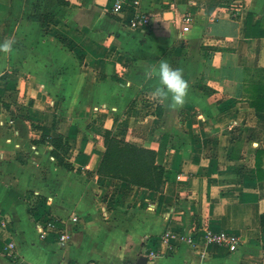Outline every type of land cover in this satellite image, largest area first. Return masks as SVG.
I'll use <instances>...</instances> for the list:
<instances>
[{"label":"crops","instance_id":"0c3cea01","mask_svg":"<svg viewBox=\"0 0 264 264\" xmlns=\"http://www.w3.org/2000/svg\"><path fill=\"white\" fill-rule=\"evenodd\" d=\"M115 1L0 0V264H264V0H139L141 29ZM162 60L180 106L154 94ZM108 135L157 153L160 189L100 172ZM204 226L242 243L161 240Z\"/></svg>","mask_w":264,"mask_h":264},{"label":"built area","instance_id":"2783aa9c","mask_svg":"<svg viewBox=\"0 0 264 264\" xmlns=\"http://www.w3.org/2000/svg\"><path fill=\"white\" fill-rule=\"evenodd\" d=\"M131 2V3H130ZM134 6V14L130 21V27L132 29H141L148 26L150 23V16L141 12L139 7V0H116L114 3L113 10L116 13H120L124 10V7L128 4ZM190 16H185L183 20L187 21ZM1 213V212H0ZM41 214V220L38 224V229L40 237L42 239H47L50 236H56L58 241L62 246H66L71 238V231L68 228H61L59 225V218ZM72 221H78L79 217L77 214L71 215ZM6 221H2L5 224ZM161 240L165 242L170 248L174 247L176 243H187L196 249H201L202 255L205 254L209 246H220L226 247L230 251H235L239 248L242 243V238L240 235L230 232L227 230H213L209 226H204L202 228H183L182 231H174L172 229H167L161 234ZM6 252L8 255H16V245L14 242L7 244ZM159 252H151L150 256L155 257L159 255ZM15 264H34L33 262L18 258ZM57 264H77L69 261H60Z\"/></svg>","mask_w":264,"mask_h":264},{"label":"trees","instance_id":"16d2710c","mask_svg":"<svg viewBox=\"0 0 264 264\" xmlns=\"http://www.w3.org/2000/svg\"><path fill=\"white\" fill-rule=\"evenodd\" d=\"M257 105L264 108V97ZM106 143L107 150L100 168L101 173L151 189L161 188L164 169L156 164L155 151L140 148L111 135H108Z\"/></svg>","mask_w":264,"mask_h":264},{"label":"clouds","instance_id":"9594fccd","mask_svg":"<svg viewBox=\"0 0 264 264\" xmlns=\"http://www.w3.org/2000/svg\"><path fill=\"white\" fill-rule=\"evenodd\" d=\"M12 47L13 42L11 40L0 43V51L9 52ZM155 71L159 76L160 86L154 90V94L165 98L170 94L172 106L182 105L185 102L189 87L182 69L173 68L166 60H162Z\"/></svg>","mask_w":264,"mask_h":264},{"label":"water","instance_id":"95a60500","mask_svg":"<svg viewBox=\"0 0 264 264\" xmlns=\"http://www.w3.org/2000/svg\"><path fill=\"white\" fill-rule=\"evenodd\" d=\"M148 262V257L145 255H142L138 261L136 262V264H147Z\"/></svg>","mask_w":264,"mask_h":264}]
</instances>
